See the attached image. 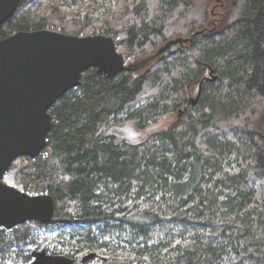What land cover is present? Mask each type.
I'll use <instances>...</instances> for the list:
<instances>
[{
	"label": "trees",
	"instance_id": "1",
	"mask_svg": "<svg viewBox=\"0 0 264 264\" xmlns=\"http://www.w3.org/2000/svg\"><path fill=\"white\" fill-rule=\"evenodd\" d=\"M76 2L51 0L31 21L43 0H21L0 40L22 31L101 34L122 55H147L124 57L127 69L114 77L87 69L50 108L47 148L16 159L3 182L53 197L54 219L0 227V264H30L39 231L58 233L46 253L75 264L85 250L98 253L80 264H116L120 250L127 264H221L230 255L227 264H264V198L255 202L253 189L264 179V145L247 126L264 105V0H245L238 18L213 33L192 29L186 10L194 0L132 4L121 28L61 21L62 8ZM176 110L174 124L143 142L102 131L126 122L144 130ZM239 141L253 166L223 173Z\"/></svg>",
	"mask_w": 264,
	"mask_h": 264
},
{
	"label": "water",
	"instance_id": "2",
	"mask_svg": "<svg viewBox=\"0 0 264 264\" xmlns=\"http://www.w3.org/2000/svg\"><path fill=\"white\" fill-rule=\"evenodd\" d=\"M20 1L0 0V25L15 13ZM91 68L107 77L127 69L113 37L39 30L0 40V227L4 230L30 221L53 222V197L22 192L3 178L19 157L36 158L45 151L50 108L78 87L81 75ZM31 258L30 264H75L70 257L43 249L32 251Z\"/></svg>",
	"mask_w": 264,
	"mask_h": 264
},
{
	"label": "rangeland",
	"instance_id": "3",
	"mask_svg": "<svg viewBox=\"0 0 264 264\" xmlns=\"http://www.w3.org/2000/svg\"><path fill=\"white\" fill-rule=\"evenodd\" d=\"M51 0H43L42 6L39 10L35 11L30 16V20H38L42 13L43 9L48 5ZM141 1H157V0H77L76 4L70 7L62 8L61 10V21L64 22H89L92 25H110L115 28H121L122 24L124 23L122 20L127 19V14L129 9L131 8L132 4L140 3ZM200 0H194V5H190L187 10L186 14L187 17L189 16L190 19L194 16V22L192 29H202L204 33H213L218 31L221 25H227L229 22L238 18L241 7L245 0H203L200 3ZM199 9V10H197ZM179 16V14H177ZM125 21V20H124ZM123 22V23H122ZM192 23V21H190ZM198 30V31H199ZM191 31V30H190ZM187 32V31H186ZM175 34H184L183 32L175 33ZM98 35V34H96ZM183 36V35H182ZM191 35H188L186 38H190ZM179 46V45H178ZM153 51V50H152ZM151 51V52H152ZM124 57L127 59L128 63L139 62L143 59L146 55H139L138 58H134L127 53H123ZM152 67V63H150L144 70L140 72V74L145 73L148 68ZM209 72L204 73V77L202 79L207 80L210 79ZM212 76H216L214 73ZM217 77V76H216ZM200 79V83L201 80ZM199 82L195 81L193 84V88H191L187 92V99L195 100L198 93V86ZM217 82V80H216ZM214 82V83H216ZM182 110L184 108H181ZM176 111L169 112L161 116L154 124L149 125L144 130L135 129L132 123L126 122L122 125L112 124L102 129L104 134H111L116 131L118 135V139H125L127 142L135 144L139 142L145 141L149 136L161 132L172 124H174L177 120L178 114ZM248 128L253 132H256L262 141V145H264V105L260 109V114L257 118L253 119L247 124ZM246 148L247 144L239 141L236 146V151L233 153L232 156L225 159L223 162V168L225 169L223 173H236L238 172L239 168H246L252 167L253 163L249 160L246 155ZM10 185V184H8ZM12 186V185H10ZM253 189L255 191V202L261 203L262 199L264 198V179L257 181ZM58 235L57 232L52 231H39L38 238L39 241L42 242L39 250L46 249L45 246L49 245L51 240ZM192 237V234L187 233L185 234L184 239H189ZM183 239V240H184ZM50 242V243H49ZM121 247L123 245L121 244ZM31 249H35L31 247ZM35 251V250H33ZM98 252L94 251H82L79 254V257L86 258L89 254L96 255ZM119 256H114L116 260V264H127L125 260V255L127 254L126 251H118ZM106 254H109L107 252ZM102 257L94 258L93 264H97L98 261ZM230 258V259H228ZM236 258L234 256H229L226 259H223L221 264H227L228 262L234 261ZM82 260L77 264L83 263ZM247 263V262H246ZM137 264V263H132Z\"/></svg>",
	"mask_w": 264,
	"mask_h": 264
}]
</instances>
